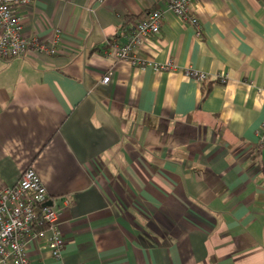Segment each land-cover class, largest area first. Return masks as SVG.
Returning a JSON list of instances; mask_svg holds the SVG:
<instances>
[{"label": "crops", "instance_id": "1", "mask_svg": "<svg viewBox=\"0 0 264 264\" xmlns=\"http://www.w3.org/2000/svg\"><path fill=\"white\" fill-rule=\"evenodd\" d=\"M168 2L31 0L23 35L58 54L0 59V190L33 168L65 242L31 264H264V0H203L199 37L166 13L145 67L110 56Z\"/></svg>", "mask_w": 264, "mask_h": 264}, {"label": "built area", "instance_id": "2", "mask_svg": "<svg viewBox=\"0 0 264 264\" xmlns=\"http://www.w3.org/2000/svg\"><path fill=\"white\" fill-rule=\"evenodd\" d=\"M202 1L169 0L165 11H153L143 20L131 23L123 41L117 38L109 42L110 56L128 61L135 67L149 65L138 54L147 40L159 34L166 13L193 27L199 37L201 24L195 6ZM30 3L31 0H0V59H20L28 54L54 57L58 54L59 36L49 44L24 37V15ZM160 69L172 70L173 65L170 63ZM187 74L199 86L207 82L203 73L190 70ZM227 79V74H220L222 84ZM110 81L111 73L104 78L103 84ZM259 138V146L264 149V127ZM47 201V190L33 168L22 174L16 186L0 190V264H31L27 250L35 242L44 244L54 260L61 262L65 242L58 227L60 214L48 207Z\"/></svg>", "mask_w": 264, "mask_h": 264}]
</instances>
